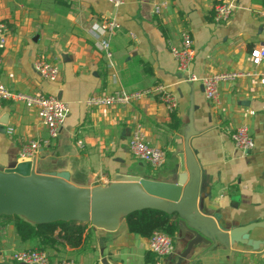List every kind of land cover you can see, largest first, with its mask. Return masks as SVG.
I'll return each instance as SVG.
<instances>
[{"label":"crops","instance_id":"crops-1","mask_svg":"<svg viewBox=\"0 0 264 264\" xmlns=\"http://www.w3.org/2000/svg\"><path fill=\"white\" fill-rule=\"evenodd\" d=\"M222 1L229 0H125L115 9L106 0H0V22L8 26L0 50L2 82L17 92L59 96L69 105L58 136L51 139L35 107L4 101L0 167L21 162L22 143L37 139L42 146L36 170H68L76 185L108 184L116 172L172 181L179 167L178 146L190 133L189 147L201 173L200 209L212 217L218 214L216 221L224 228L264 224V59L253 66L250 58L251 50L264 43V16L259 14L264 0H232L230 19L216 23L214 7ZM107 19L121 26L110 39L112 65L88 32ZM182 30L194 42L191 74L242 73L220 83L218 104L205 98L200 81L188 80L177 69L168 42L178 43ZM40 56L58 64L56 81L43 79L34 69ZM157 84L175 96V110L168 111L157 96L128 106L85 105L94 93ZM136 123L143 125L149 143L166 150L164 165L152 168L132 156L128 140ZM240 125L248 127L256 144L246 153L231 139ZM82 225L78 246L55 230L46 245L51 264L65 259L77 264H152L149 236L131 232L125 219L114 231ZM173 236L175 252L164 264H178L188 241L178 233ZM249 237L261 241L256 249L244 243L200 245L181 264H264V227L253 228ZM0 243L10 254L39 242L21 240L13 221L0 220Z\"/></svg>","mask_w":264,"mask_h":264},{"label":"water","instance_id":"water-1","mask_svg":"<svg viewBox=\"0 0 264 264\" xmlns=\"http://www.w3.org/2000/svg\"><path fill=\"white\" fill-rule=\"evenodd\" d=\"M190 136L178 146L179 167L172 181L116 172L108 184L90 187L72 183L68 170H36L35 158L0 167V217L17 215L35 225L74 221L114 231L127 215L150 209L174 215L178 236L188 238L178 264L200 245L244 243L256 249L261 241L249 232L263 223L224 228L216 221L218 214L212 217L200 209L201 173Z\"/></svg>","mask_w":264,"mask_h":264},{"label":"built area","instance_id":"built-area-1","mask_svg":"<svg viewBox=\"0 0 264 264\" xmlns=\"http://www.w3.org/2000/svg\"><path fill=\"white\" fill-rule=\"evenodd\" d=\"M113 8H118L124 4L125 0H106ZM233 9L232 0L222 1L214 7V21L216 23H226L231 16ZM155 12H159V7H155ZM259 14L264 16V4L261 5ZM120 23L114 19H107L102 23H94L88 32L94 37L95 46L98 50L105 53L110 65L112 53L109 50L110 39L120 30ZM8 26L0 22V50L6 44ZM193 38L189 31L182 30L179 34V42H168L171 55L177 64L180 72L186 73L190 81H200L203 86L204 96L214 104L219 103V85L222 81L234 80L242 73L226 72L214 73L197 77L189 72V65L194 57ZM251 63L256 66L264 59V43L254 47L250 52ZM2 59L0 57V69ZM34 69L40 76L48 81H56L59 77L60 69L56 62L38 57L33 63ZM264 76V72H263ZM157 96L165 105L168 111L177 108L178 102L175 96L161 84L153 85L142 90L133 91L125 88L116 89L110 93H97L89 95L85 100L87 107H114L128 106L133 102ZM4 101L22 102L26 107H35L38 110L41 124L47 129L51 139H55L69 111V105L60 98L45 93H23L9 89L0 78V108ZM13 127H8L7 132L13 133ZM231 139L234 145L243 153L249 152L255 147V140L246 125L237 126L231 132ZM42 142L37 139L26 140L19 149V159L31 160L38 154ZM264 146V137H263ZM129 151L133 157L139 159L150 166L157 168L166 162L167 152L163 147L151 144L147 141L143 125L136 123L133 127L129 140ZM149 252L153 256L152 264H164V261L171 257L175 252L174 236L162 231L153 230L149 236ZM7 258L12 259L18 264H51L49 255L46 251L38 247H30L19 251L6 254L0 243V263ZM58 264H77L70 259L61 260Z\"/></svg>","mask_w":264,"mask_h":264},{"label":"trees","instance_id":"trees-1","mask_svg":"<svg viewBox=\"0 0 264 264\" xmlns=\"http://www.w3.org/2000/svg\"><path fill=\"white\" fill-rule=\"evenodd\" d=\"M0 220H6L7 222L13 221L15 230L21 240H38L39 243L34 247H38V249L44 250L47 253L48 250L46 245L52 242L51 236L57 228L60 230L59 236L72 246H78L81 243L82 234L84 232L83 223L81 224L74 221H58L35 225L17 215L2 216ZM125 222L131 232L139 233L144 236H150L153 230L158 229L171 235L176 234L178 231L174 215L156 210L147 209L135 211L125 217Z\"/></svg>","mask_w":264,"mask_h":264},{"label":"rangeland","instance_id":"rangeland-1","mask_svg":"<svg viewBox=\"0 0 264 264\" xmlns=\"http://www.w3.org/2000/svg\"><path fill=\"white\" fill-rule=\"evenodd\" d=\"M152 167V166H151ZM152 168H154V167H152ZM13 252V251H12ZM11 254V253H10ZM9 254V255H10ZM5 262H6V264H18V263H16V262H14L12 259H10V258H7L6 260H5Z\"/></svg>","mask_w":264,"mask_h":264}]
</instances>
